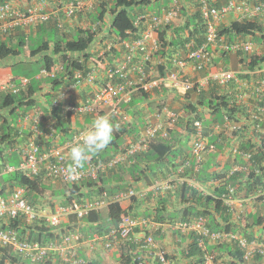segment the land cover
I'll return each instance as SVG.
<instances>
[{"label": "built area", "instance_id": "built-area-1", "mask_svg": "<svg viewBox=\"0 0 264 264\" xmlns=\"http://www.w3.org/2000/svg\"><path fill=\"white\" fill-rule=\"evenodd\" d=\"M99 0H70L59 4L57 0H37L26 8H19L10 1L0 3V38L15 31L18 28L35 26L38 23L48 20L51 16L58 18V13L62 12L63 18L69 20L78 12L90 10ZM201 17L204 20L205 32L204 42L197 48H191L190 43L186 44V50L172 55V67L164 69L163 73L154 70L150 66L145 70L146 62L152 60L154 53L159 49L158 28L161 24L175 23L180 14V0H171L169 4L161 10L160 14L155 12H145L138 14L134 21V27L139 29L136 37L131 40L117 39L124 50L120 62L115 67H108L103 74L101 84H96V68L92 67L90 71L84 72L83 69H76L73 72L74 84L59 91L56 104L65 100L69 90L76 84L87 82L93 86L92 92L87 96L86 103L83 105L68 104L66 108L73 113L95 112L96 109H102L106 112L115 125H123L129 117L122 111V104L128 103L132 91L138 84L144 91H150L151 88L163 86L170 88L180 96L190 91L194 86L198 89L206 88L211 84L225 87L228 83H240L249 87V92L244 94L245 100L253 107L250 108L248 123H250L251 137L256 140L258 145L264 148V105L256 104L264 99V67L252 70L250 80L242 79L240 74L232 69L222 66L210 70L213 51L218 47L224 52L230 53H251L258 45L252 40H226L224 36H219L216 30V24L222 17L231 13L240 14L241 18L264 15V0H227L221 6L211 5L208 0H198ZM56 6V8H55ZM59 6V7H57ZM131 37V33H128ZM115 44L111 41L106 42V50L110 51ZM102 53V52H101ZM100 53V54H101ZM137 58L134 60V58ZM164 58L156 57L153 61L155 65H163ZM92 65H88L90 68ZM63 67L56 65L51 70L42 68L41 76H53L62 70ZM137 74L135 80L130 78L129 73ZM197 73H200L197 75ZM257 77V78H253ZM28 79L21 78L20 84L27 85ZM231 83V84H233ZM10 91H17L19 88L10 85L7 86ZM6 87V88H7ZM4 88V87H3ZM247 90V89H246ZM102 116V115H98ZM97 116V117H98ZM146 124L141 130V134L133 141H129L123 151H119L105 161L87 162L79 170V176L75 180H69L67 176V166L71 161H67L62 148L51 147L42 149L40 138L44 131L40 128L42 122L39 113L35 111L28 112L20 120L29 122V134L23 146L20 149V163L17 166L1 165V172L18 171L25 176L32 178L40 172L51 179H59L64 183H80L83 180H96L100 172L115 167L128 160L132 155L144 150L150 140L155 138H166L171 129L176 126L178 114L163 107L155 111L148 117ZM47 128L49 124L43 123ZM195 126L194 138L191 145V155L196 165L201 162L203 154L215 150L214 143L209 142L204 134L202 124L199 120L193 122ZM240 123L225 122L223 125H215L214 130H220L228 127L240 130ZM90 128L79 130L73 137L65 143V148L71 147L80 142L84 132ZM1 133V132H0ZM233 155H240L243 164H232L225 173L224 180H229L236 172H248L253 161V152L250 150H241L239 143L230 147ZM196 169V167H194ZM157 186L155 185L154 188ZM170 187L166 185L165 188ZM138 192L133 189L119 191L112 196L103 192L86 201H72L68 205H59L52 211H46L43 207L36 208L26 196V187L15 185L8 194H0V221L7 219L20 218L26 224L34 221H43L45 225L52 229L59 227L62 222L68 221L71 216L80 220L90 211H98L107 206L109 202L118 201L123 204ZM249 198H240L234 186L226 185L225 191L221 194V200L235 213V208L251 200L258 203H264V185L256 187ZM1 222V223H2ZM164 226L178 233L188 235L192 233L196 236L197 246L203 253V264H228L223 257H218L214 253L206 250V245L231 242L241 252V260L237 263L245 262L257 258V264H264V233L248 240L245 236L230 232H211L206 225V218L197 216L188 218L175 223H160L153 220L152 217H133L125 215L117 225L112 226L108 232L103 235L93 234L86 239L89 250L93 251L95 244L101 243L103 248L111 250L123 246L126 242L135 244L137 247L133 251L137 264H173L168 248L160 244L154 237L153 232L165 230ZM139 231L136 232L135 229ZM84 241L85 238L76 233L75 230L67 228L63 233L55 238L40 243L38 241H28L20 239L15 230H0V247L8 248L16 256L28 262V264H44L45 261L52 258V264H87V260L77 255L76 240ZM177 240V238H176ZM234 259V258H233ZM58 260L59 263H56ZM232 260V259H231Z\"/></svg>", "mask_w": 264, "mask_h": 264}, {"label": "trees", "instance_id": "trees-1", "mask_svg": "<svg viewBox=\"0 0 264 264\" xmlns=\"http://www.w3.org/2000/svg\"><path fill=\"white\" fill-rule=\"evenodd\" d=\"M4 1L9 0H0V3ZM57 1L61 4L68 0ZM158 1L153 0L155 3L154 7H158ZM149 2L150 0H111V3L108 4V2L102 1L96 11L90 14L89 19L92 23H102L104 16L109 15V35L114 34L121 39H125L129 37L128 33H131L130 36L135 38L136 33L139 31L134 27V21L137 15L143 12L146 6L150 4ZM181 15V21L177 25H160L158 31L160 45L153 56L155 58H164V64L156 66L160 73H163L164 69L172 67V55L185 51L187 43H190L191 48H197L204 42L205 26L199 12L198 3L195 4L193 10L182 7ZM63 19V15L58 13V18L51 16L48 20L36 24L34 26L36 28V35L21 31L13 37L9 35L0 38V61L21 56L27 60L36 58L34 60L36 71L33 75L35 78L42 68L50 70L56 64L62 65L68 76L58 74L47 78L50 88L54 91H57L62 84L67 85L71 82L74 70L84 69L88 71V68L86 69L87 63L94 64L97 68H104L102 59L96 55L95 51L90 50L91 44L97 36L98 31L101 30V27L99 26V30L97 31V29H93L92 27L81 28L79 24H75L73 29H70L69 24L63 21ZM218 33L219 35L225 34L242 37L252 35L257 42H264V26L262 27L255 19L232 21L228 27L218 29ZM39 35L41 36L40 41L38 40ZM70 54H76L77 57L72 59V56H69ZM242 64L243 68L247 71L259 68L264 64V51L246 56L242 60ZM14 66L17 67L18 63L0 66V78L9 76L11 82L18 83L19 78L26 77L15 74L11 69ZM214 69L215 66L210 68V70ZM240 76L247 78V75ZM28 79L29 84L26 88L20 89L15 93H0V142L5 141L12 130L7 117L2 115L3 110L8 111L10 116L16 118L19 112L25 113L30 107L37 105L34 96L39 92V79L36 78V83L32 82L31 77ZM231 83H228L226 86L227 88L232 87V91L222 90L216 84L210 85L207 89H198L194 86L185 95L186 101L183 105L185 116L178 118L176 122L177 126L187 134H191L195 132V126L193 125L195 120L201 122L203 130L206 127L222 124L223 121L240 123V130L233 129L232 134L234 136L240 134V137L243 139V136L250 132L246 128H250L248 120L250 119V108L253 107V104L249 105L247 104L249 101L235 99L232 93L236 92V90ZM148 96L147 93L139 90L132 95L131 105H135L140 100L147 99ZM193 96L196 97V100H193ZM256 104L264 105V99H261ZM41 110L44 113L43 120L50 126L47 128L44 124L40 125L46 134V144H52L56 140H69L73 137L72 116L69 110H65L59 105H52V103L48 104V108ZM205 113L208 114L207 117L204 116ZM122 129L121 133H127L130 136L138 134L134 124L130 127L124 126ZM244 132L246 133L242 134ZM171 133L173 134L171 131L170 135L166 138H156L150 141L146 151L137 154L131 165L127 167L119 166V169L116 170L109 169L105 172H100L96 180L87 179L80 183H68V194L64 197L61 204L68 205L74 200L86 201L100 196L103 192L108 196H112L119 191L126 190L130 186L135 188L137 183L147 173L155 174L159 172V174L167 175L170 172H176L179 163H181V160H179L181 151L176 148L179 139ZM48 139L51 140L47 141ZM122 145L121 134H116L106 149L91 156L88 161L95 163L103 161L109 157L110 152H115ZM239 148L241 150H250L254 153L252 165L248 173H236L229 180L218 181V184L212 188L209 194H202L201 192L192 190L191 195L184 199V204L170 212L167 211L166 207L168 199L162 198V195L158 196L156 200L154 198V207L151 211L155 216V220L158 222H164L166 219L176 221L204 215L207 217V226L210 231L240 232L249 239L253 237L250 230H248L253 223L258 224L264 230V217L262 215L253 213L249 216L240 215L236 219L220 200V195L224 192L226 185L234 186L237 191L242 190L241 193L244 194V197L251 194L256 187L264 185V148L251 143V138L243 139L239 144ZM2 152L0 149V157L2 156ZM212 163L209 162L202 165L196 177L199 181L206 182L212 180V175L215 174L212 173L211 175L208 173L209 166ZM141 164H144V166H141ZM10 174L12 176L8 184L10 186H25L28 201L34 207L40 205V198L48 193L47 188L50 189L48 178L43 172L32 178L18 171L10 172ZM3 190L4 187H0L1 195H3ZM132 200L136 201L138 198L133 196ZM125 215L136 216L138 214L133 212V206L122 208L118 201H112L107 204L106 209L90 211L77 221L84 225L82 229L84 235H103L112 226L117 225ZM1 229H13L17 232L20 239L38 241L40 243H45L64 232L63 228L58 233L55 232L52 228L45 225L43 221L38 220L31 224H26L20 218L3 221L0 224ZM261 229L260 231L262 232ZM135 230L136 232L139 231L137 228ZM155 237H160L159 231L155 233ZM191 238V242L181 252L183 264H203V253L197 246L195 239ZM122 247H126L127 251L121 250L118 264H137V260L133 255V251L137 246L126 242ZM207 251L215 253L217 258L223 257V260L228 264H236L237 260H241V253L238 250H233L228 242L207 245ZM51 260L52 258L48 259L44 264H52ZM56 263H59L58 260H56ZM0 264H28V262L16 256L10 249L0 247ZM87 264H99V261L88 260Z\"/></svg>", "mask_w": 264, "mask_h": 264}, {"label": "clouds", "instance_id": "clouds-1", "mask_svg": "<svg viewBox=\"0 0 264 264\" xmlns=\"http://www.w3.org/2000/svg\"><path fill=\"white\" fill-rule=\"evenodd\" d=\"M68 1H70V0H68ZM102 1H106V0H99L98 2H96L95 4H94V6H93V8L92 9H90V10H85V11H83V12H78L79 14H83V13H85V12H90V13H94L95 11H96V9H97V7H98V5L100 4V2H102ZM171 0H169L168 1V3H159L158 2V7H153V8H149V6L150 5H153L154 6V2H153V0H150V4H148L147 6H146V8L143 10V12H141V13H139V14H142V13H145V12H155L156 14H160L161 13V10L163 9V8H165L168 4H169V2H170ZM190 2H191V4H192V9L191 10H193L194 8H195V4L196 3H198V7H199V1L198 0H189ZM227 1V0H226ZM65 2H67V1H65ZM106 2H108V4H110L111 3V0H107ZM208 2L211 4V5H214V6H221V5H217L216 3H212L210 0H208ZM251 2V1H250ZM226 3V2H225ZM180 4H181V7H180V14H179V18H178V20L175 22V23H169V25H177L180 21H181V18H182V15H181V8L182 7H185L184 5H183V3H182V0H180ZM224 4V3H223ZM222 4V5H223ZM109 6V5H108ZM186 8V7H185ZM199 12H200V10H199ZM61 14H62V12H60ZM77 13V14H78ZM76 14V15H77ZM234 13H231V14H229V15H226V16H224V17H222L221 18V20L220 21H218L217 22V24H216V30H217V34L219 35V33H218V29H220L219 27H217V25L219 24V23H221V22H223V19L225 18V17H227V16H230L231 17V15H233ZM63 15V14H62ZM75 15V16H76ZM201 15V14H200ZM74 16V17H75ZM264 17V15H258V16H253V17H245V18H241V16H240V14H234V16L232 17V21H242V20H245V19H255V20H257L258 21V23L260 22L259 21V19L261 18V17ZM89 17H90V14H89ZM237 18V20H235ZM70 19H72V18H70ZM110 19V16L109 15H106V16H104V19H103V21H102V23H92L91 21H90V23L86 26V27H92L93 29H97V31L99 30V26L101 27V30L100 31H98V34H97V36L95 37V39L93 40V42H95L96 40H98V39H100V42L102 43V46L98 49V50H93V51H95V53H96V55L97 56H99L101 59H102V61H103V64H104V68H97L94 64H91V63H87V66H86V69L88 68V71H90V69L92 68V67H94V68H96V74H97V76H96V80L94 81V83H96L97 85L98 84H101L102 83V81H103V74H104V71H105V69H107L108 67H115L120 61V59H121V56H122V54H123V52H124V50L122 49V47H121V45L118 43V41H116L117 39H121L120 37H118V36H115L114 34H108V29H106V32L104 33L103 32V23H104V21H108ZM262 19V18H261ZM90 20V19H89ZM64 21L66 22L67 20H65L64 19ZM69 21H71V20H69ZM232 21H229L227 24H225V27H228L229 26V24L232 22ZM109 24H110V20H109ZM108 24V25H109ZM260 24V23H259ZM161 25H166V24H161ZM261 25V24H260ZM30 27H33V26H30ZM30 27H27V28H30ZM86 27H83V28H86ZM263 27V26H262ZM22 28H24V27H22ZM21 28V29H22ZM26 28V29H27ZM159 28H160V26H159ZM159 28H158V31H159ZM221 28H223V27H221ZM19 29L20 28H18V29H16L15 31H13V36H15L16 35V33L19 31ZM137 31H139V29H136ZM12 33V32H11ZM11 33H9V34H7L6 36H9ZM139 33V32H138ZM219 36H224L225 38H226V40H229V41H236V40H242V39H232V37H242V36H233V35H225V34H223V35H219ZM249 36V37H248ZM4 37V36H3ZM245 37H248L247 39H244V40H252L255 44H257L258 45V47L253 51V52H251V53H243V52H237V53H241V54H243V55H246V56H250V55H252L253 53H255V52H259V51H264V42L263 41H261V42H257L254 38H253V36L252 35H247V36H245ZM243 38V37H242ZM125 39H127V40H131L132 39V37L130 38V37H128V38H125ZM124 40V39H123ZM107 41H111L113 44H115V47H113L110 51H107L106 50V42ZM256 41V42H255ZM158 42H159V35H158ZM260 44V45H259ZM96 45V44H95ZM159 45H160V42H159ZM91 46H92V44H91ZM91 48V47H90ZM212 51H213V54H214V52H217V55H218V53L219 54H222L223 55V57L224 58H226V57H228L229 56V54H236V53H230V52H224V51H222V50H220L218 47H215L214 49H212ZM102 52V53H101ZM101 53V54H100ZM69 56H72V59H74V58H76L77 57V55L76 54H70ZM154 56V55H153ZM246 56H242V60L246 57ZM38 57V56H37ZM213 58V57H212ZM9 59H12V58H8V60ZM137 58L135 57L134 58V60H136ZM154 59H155V57H152V60L151 61H149V62H146V65H145V70L146 71H148L149 70V68H150V66H152L153 67V69L154 70H158L157 69V65H155L154 63H153V61H154ZM32 60H36V58L35 59H32ZM242 60L241 61H239V64H241L242 65V67H243V64H242ZM0 62H3V60L2 61H0ZM164 63V62H163ZM222 63H223V61H222ZM13 64H16V63H14V62H11L9 65H13ZM92 65L90 68L88 67V65ZM225 65H227L228 64V62L227 63H224ZM56 65H60V64H56ZM55 65V66H56ZM54 66V67H55ZM60 66H62V65H60ZM63 67V66H62ZM211 67H213V66H210V68ZM216 67H218V66H216ZM215 67V68H216ZM223 68H227V67H224V66H222ZM264 67V64L263 65H261L259 68H257V69H261V68H263ZM53 69V68H52ZM228 69H231V67L230 68H228ZM51 70V69H50ZM79 70H82V69H79ZM232 70H234V71H237V72H243V71H245V73H242V74H240V75H250V73L249 72H251V71H247L245 68H243V69H241L240 71L239 70H235V69H232ZM256 70V69H255ZM75 71V70H74ZM73 71V72H74ZM83 71L84 72H86L84 69H83ZM158 72H159V70H158ZM164 72V71H163ZM58 74H60V75H66V76H68L67 74H66V71L64 70V69H62V70H60L58 73H56V74H54L53 76H55V75H58ZM130 74V78L131 79H133V80H135L136 78H137V74H135V73H129ZM252 75V74H251ZM53 76H49L50 78L51 77H53ZM49 77H46V76H41L40 75V72L36 75V78H38L39 79V89H41V90H43L44 89V86L42 85V86H40V84L41 83H43V82H46L47 84H48V79L47 78H49ZM21 78H26V77H21ZM21 78H19V80H18V83H13V82H11L10 81V77L8 78L7 76H4V77H2V78H0V79H3V81H1V83H0V92H2V91H5V92H12V93H15V92H18L20 89H24V88H26L27 86H28V84H29V79L28 78H26V79H28V83H27V85H24V86H22L21 84H20V79ZM240 78H242V79H247V80H250L249 78H243V77H241L240 76ZM14 85V86H16V87H18L19 89L17 90V91H15V92H13V91H10L9 90V88L7 87V86H10V85ZM72 84H74V79H73V74H72V79H71V82H69L67 85H63L62 84V86H60V88L57 90V91H54V90H52L51 89V91H53V93H52V100H51V102L50 103H52V105H59V106H62L65 110H68L67 108H66V106L68 105V104H72V105H83V104H85L86 103V99H87V96L92 92V90L94 89L93 88V86L91 85V84H89V83H87V82H81L80 84H76L74 87H73V89H71V90H69V93H68V96H67V98L65 99V100H62V101H60L59 103H57L56 104V99H57V97H58V94H59V91H61L63 88H65V87H69V86H72ZM211 85H215V84H211ZM233 85H234V83H233ZM47 86H49V84L47 85ZM210 86V85H209ZM209 86H207L206 88H202V89H207ZM218 86V85H217ZM4 87V88H3ZM7 87V88H6ZM134 87H136V89L134 90V91H132V93H131V95H130V100H129V102L128 103H124V104H122L121 106V108H122V111L124 112V114L125 115H127L128 117H129V119L123 124V125H121V126H119L118 127V125H115L114 123H113V121L109 118V116L108 115H103L105 112H106V109L105 110H102V109H96V111L95 112H84V113H73V112H71L70 110V112H71V116H72V124L71 125H73L74 124V121H75V119L76 118H79V117H85L86 115H89L90 116V118L92 119V121L89 123V124H87V125H85L84 127H82V128H80V129H76L75 130V132H74V134L75 133H77L79 130H81V129H83V128H86L88 125H90V128L86 131V132H84L83 134H82V136H81V138H80V142L79 143H77V144H75V145H73L72 147H71V149H70V153H69V158H70V161H71V163L67 166V176H68V179L69 180H75L78 176H79V170L80 169H82L84 166H85V164H86V162L90 159V157L91 156H94V155H96V154H98V153H100V152H102L104 149H106L109 145H110V143L112 142V139H113V136L114 135H116V134H121V138H122V146H120V147H118L117 148V150L115 151V152H113V154H111L107 159H109L112 155H114L115 153H117V152H119V151H123L126 147H127V144H128V142L129 141H133V140H135L136 138H138L139 136H140V134H141V130H142V128L144 127V125L146 124V121H147V119H149L148 117H150L151 116V114H153L155 111H159V110H161L163 107H167V106H169L168 104H167V101L165 102V100H166V96H173L174 98H176V97H178L179 99H182L183 100V102L185 103V101H186V99H185V95L189 92H187V93H185L184 95H182V96H180L179 94H177V93H175L173 90H171L170 88H167V87H163V86H157V87H153V88H151L150 89V91H144V90H142L141 88H140V86L138 85V84H135L134 85ZM220 87V86H219ZM80 88H82L83 90H84V94L83 95H80V92H77V90L78 89H80ZM220 88H223L222 90H226V89H231L232 87H230V88H227V86H225V87H220ZM154 89H160V92H159V97H161L160 98V102H159V104H156V107H155V109L154 110H152L151 109V107H152V103H150V102H152V100L154 99V93H153V90ZM163 89H167V90H169L168 91V94L167 95H164V96H161V94H162V90ZM139 90H141V91H143V92H145V93H147L149 96L147 97V99H145V100H140L138 103H136L135 105H131V97H132V95L133 94H135L136 92H138ZM191 91V90H190ZM172 93V94H171ZM71 97H73V99H71ZM157 96H155V98H156ZM152 98V99H151ZM172 98V97H171ZM193 99H195L196 100V97L195 96H193ZM71 101V102H70ZM143 103H145L143 106H142V108H141V106L139 107V105L140 104H143ZM184 103H183V105H184ZM37 104V103H36ZM150 104V105H149ZM149 105V106H148ZM159 105H162V108L161 109H159L160 108V106ZM47 108H48V105H47ZM168 108V107H167ZM43 109H46V108H43ZM169 109V108H168ZM31 111H35V112H37V113H39V115H40V117H41V120H42V122L40 123V125L41 124H43V123H46L44 120H43V116H44V113H43V110H41L40 108H38L37 107V105H34V106H32V107H30V109H28V110H26L25 111V113H21V112H19V114H20V116H19V120L25 115V114H27L28 112H31ZM183 111H184V109H183ZM144 114V115H143ZM178 114V118H180L181 116H180V113H177ZM205 114H207V113H205ZM98 115H102V116H98ZM98 116V117H97ZM207 116H208V114H207ZM146 117H147V119H146ZM182 117H184V116H182ZM178 118H177V120H178ZM143 119V120H142ZM21 121V120H20ZM23 121V120H22ZM131 121V123H129ZM27 122V125H28V129H29V122L28 121H26ZM139 122H141V124H138ZM225 122L226 121H223V123L222 124H216V125H223V124H225ZM132 124H134L135 126H136V129H137V131H138V134L135 136V135H132V136H130V135H128L127 133H121V130H123L122 128L125 126V127H130ZM39 125V126H40ZM141 127L140 129L138 128V127ZM176 127H178L177 126V124H176V126H175V128ZM214 127H215V125L213 126V127H208V128H210L211 129V131H215V132H221V131H226V130H229L228 129V127H226V128H224V129H220V130H214ZM40 128H41V126H40ZM203 128V127H202ZM42 129V128H41ZM43 130V129H42ZM173 129H171V131H172ZM44 131V130H43ZM170 131V132H171ZM182 131H184V130H182ZM185 132V131H184ZM232 132V131H231ZM113 133H114V135H113ZM29 134V133H28ZM28 134H27V136H28ZM203 134H204V136H205V138H206V132H205V128H204V130H203ZM126 135L129 137V140H126L127 139V137H126ZM169 135H170V133H169ZM189 135H192L193 136V138H194V133H191V134H189ZM48 137H50V136H48ZM123 137L124 138H126L124 141H123ZM72 138V137H71ZM156 139V138H155ZM207 139V138H206ZM252 140H251V143H254V144H256V145H258V143L256 142V140L255 139H253V138H251ZM46 134H45V131H44V135L40 138V143H41V146H42V143L43 144H45L46 146L45 147H42V149H46V148H51V147H60V148H62V151H63V154H64V150L65 149H69V148H65V143L66 142H68L69 140H65V141H55V142H53L52 144H46ZM49 140H51V139H48L47 141H49ZM152 140H154V139H152ZM152 140H150V141H152ZM209 142H211V143H214L215 144V146H216V149L215 150H211V151H208V152H206V153H204L203 154V157H202V160H201V162L200 163H198L197 165H196V163H195V160H194V158L192 157V155H191V145H192V142H193V140H192V142H191V144H190V154H189V156H188V158L186 157V160H182L183 162L182 163H180L182 166L181 167H177V170H176V172H170V173H176V176L174 177L175 178V180H176V182H175V180H170V179H168V178H165V176L167 177V175H169V174H159V176L161 177V179H157L155 176L153 177V178H151V180L150 181H148L146 184H144V185H139L138 183H137V185H136V187L135 188H132L131 186L130 187H128V188H126V189H133L134 191H136V192H138V194L137 195H135V197H137V198H144L145 197V199L146 198H148V197H146L147 195V193L149 192V191H154L155 193H158L159 191H162V190H164V191H170V190H173V191H176L177 189H178V184L180 183V185H181V188L182 189H186V191H187V196H184V198L182 199V200H175V201H173V202H170V206H166L167 207V211L168 212H170V211H172L173 209H176V208H178V207H180L181 205H183L184 204V199H186V197H189L190 195H191V191L192 190H194V191H197V192H201L202 194H209L210 192H211V190H212V188L215 186V185H217L218 184V181H223L224 180V176H225V173L230 169V167H231V165L232 164H243V159L240 157V155H234V157H233V161H232V163H231V165L230 166H228V167H226V168H228V169H226V168H224V169H220L219 171H215V169H211L210 170V166H209V171H208V173L209 174H211L212 175V173H214L215 175H212L213 176V178H212V180H208V181H206V182H201V181H199L196 177H197V174L199 173V170H200V168L202 167V165L204 164V158H205V156L206 155H208L209 153H211V152H213V151H218V147H217V145H216V141L215 140H209V139H207ZM43 141V142H42ZM149 141V142H150ZM149 142H148V144H149ZM56 143H59L58 144V146H56L55 144ZM64 143V144H63ZM63 144V145H62ZM148 144H147V147H148ZM239 144H240V142H239ZM147 147L144 149V150H142V151H140V152H138V153H136V154H134V155H132L131 157H129L128 158V160L127 161H125V162H123V163H120V164H118L117 166H115V167H112V168H109V169H112V170H116V169H118V167L119 166H129V165H131V163L134 161V159H135V156L137 155V154H139V153H141V152H143V151H146V149H147ZM253 152V151H252ZM231 153V152H230ZM253 155H254V153H253ZM237 157H240L241 159H242V162L241 163H236V161H235V159L237 158ZM107 159H105V160H107ZM105 160H103V161H105ZM89 162V161H88ZM91 162H93V161H91ZM194 167H196V169H194ZM251 167V166H250ZM186 168H188L189 169V171L187 172V169ZM109 169H107V170H109ZM107 170H105V171H107ZM250 170V169H249ZM105 171H103V172H105ZM249 172V171H248ZM248 172H236V173H248ZM235 173V174H236ZM146 176V175H145ZM48 178V177H47ZM143 178V177H142ZM51 179V178H50ZM48 181H49V178H48ZM131 183H132V181H130ZM208 183V184H207ZM68 183H66V186L68 187V185H67ZM170 185V187H168V188H165L166 187V185ZM155 185L157 186L156 188H154L155 187ZM207 185H210V187H208ZM149 187V188H148ZM184 187V188H183ZM225 191V190H224ZM242 192V190H240V191H237V195L240 197V198H249L251 195L249 194L248 196H245L244 197V194H242L241 193ZM223 193V192H222ZM159 194H161V193H159ZM133 197V196H132ZM132 197L129 199L130 201L132 200ZM128 200V201H129ZM220 200H221V195H220ZM222 201V200H221ZM125 202H127V201H125ZM125 202L123 203V204H120L121 205V207L122 208H126L125 207ZM154 202V201H153ZM120 203V202H119ZM222 203H223V201H222ZM224 204V203H223ZM247 204H251V205H255V208L257 207V205H260V206H263L264 207V203H258L256 200H249V201H246V202H244L241 206H240V208L238 207V208H235V213H233V212H231L230 211V209L228 208V210L232 213V215H233V217L234 218H239V216L240 215H242V216H249V215H252L253 213H255V214H259V215H262L263 217H264V213H261L260 211L259 212H257V211H247L248 213H246L245 212V205H247ZM153 207L154 206H152V209H153ZM103 209H106V207H104V208H102V210ZM131 216V215H130ZM197 216H203V217H205L206 218V225H207V217L206 216H204V215H197ZM197 216H193V217H188V218H194V217H197ZM133 217H152L153 218V220H155V216H154V214H153V212L152 211H150L149 213H146L145 214V216H138V215H136V216H133ZM188 218H186V219H188ZM69 220H74V223H75V221H77L78 219H75L73 216H71V218L69 219ZM68 220V221H69ZM182 220H185V219H181V220H176V221H170V220H168V219H166L164 222H160V223H163V224H166V223H175V222H178V221H182ZM156 221V220H155ZM156 222H158V221H156ZM63 223V222H62ZM77 223H78V221H77ZM75 225H77V224H74V227H75ZM74 227H72V228H70V227H68L69 229H72V230H74L73 228ZM208 227V226H207ZM164 228H165V230H170L171 232H169V236H171V235H173L174 236V238H177L180 242H181V239L184 237L185 239H184V241H185V243L184 244H182L183 242H181L178 246H180V248H179V255H177V256H175V255H172V254H169L168 255V257L169 258H171V260L173 261V264H176V263H174V260H175V258L174 257H178V260H180V262H181V264H183V258H181V252H182V250L186 247V245L189 243V242H191V237H193V239H195V241H196V236L195 235H193L192 233H190V234H188V235H183V234H180V233H178L176 230H171L170 228H168V227H166V226H164ZM60 229H61V225L59 226V227H57L56 229H53L55 232H57L58 233V231H60ZM260 227H259V225L258 224H255V223H253L252 225H251V227H250V229H248V230H250V232L252 233V235H253V237H252V239H254L255 237H257V236H260L261 234H263L264 233V230H262V232L260 231ZM66 230V229H65ZM64 230V231H65ZM165 230L163 231V232H160L159 231V234H160V237H161V235H163L164 233H165ZM156 232H158V231H155V232H153V235H154V237H155V233ZM212 232V231H211ZM213 232H219V231H213ZM223 232V231H222ZM231 233V232H230ZM235 233H238V234H240V235H243V236H245L243 233H240V232H235ZM84 237V236H83ZM90 237V236H89ZM89 237H86V238H89ZM160 237H155L156 239H161ZM248 240H252V239H249L247 236H245ZM85 238V237H84ZM225 243V242H224ZM230 245H231V247L233 248V250H238L236 247H235V245L233 244V243H231V242H228ZM182 244V245H181ZM197 244V243H196ZM217 244H219V243H217ZM207 245H209V244H207ZM207 245H206V250H207ZM214 245H216V244H214ZM166 246V245H165ZM89 248V247H88ZM119 249H120V253H121V250L122 251H127L126 250V247L124 248V247H122V246H120L119 247ZM200 249V248H199ZM201 251V250H200ZM239 252H240V250H238ZM202 252V251H201ZM120 253H119V255H120ZM169 253H170V251H169ZM241 253V252H240ZM215 254V253H214ZM78 255V254H77ZM119 255L117 256V259L115 260V263L114 264H118V257H119ZM241 255V254H240ZM79 256V255H78ZM203 256V255H202ZM87 260V259H86ZM88 261V260H87ZM249 261H253L254 262V264H257V258L255 257V258H253V259H250V260H248V261H245V262H240V263H236V264H244V263H247V262H249ZM153 263L154 264H156V262H155V260H153Z\"/></svg>", "mask_w": 264, "mask_h": 264}, {"label": "crops", "instance_id": "crops-1", "mask_svg": "<svg viewBox=\"0 0 264 264\" xmlns=\"http://www.w3.org/2000/svg\"><path fill=\"white\" fill-rule=\"evenodd\" d=\"M10 2H12L14 5H16L17 7L19 8H26L27 6L35 3L37 0H9ZM233 15H231V17H233ZM110 20V19H109ZM109 20L107 21H104L103 23V32L105 33L106 32V29H108V24H109ZM237 20V18L235 19ZM262 20L261 18L259 19V21ZM68 24H69V27L70 29H73V27L75 26V24H79L80 25V22L77 23L76 21H69L67 20L66 21ZM21 31H24L25 33H32L34 35H36V28L35 27H30V28H27V29H24V28H20L18 32H21ZM17 32V33H18ZM249 37V36H248ZM248 37H232V39H247ZM1 40V39H0ZM96 44V45H95ZM102 46V43L100 42V39L96 40L95 42L92 43V46L90 48V50H98L100 47ZM218 55L216 54V57H215V61L218 60L217 59ZM22 58V57H21ZM23 59V58H22ZM22 59L20 60V62H22ZM24 60V59H23ZM228 59L227 58H223L222 61L223 63H227ZM17 61V60H16ZM31 61H34V60H29V62ZM11 61H9L8 59H5L3 60V62H0V66H6V65H9ZM18 63V62H17ZM23 63V62H22ZM238 66L240 67V64H238ZM237 70V69H236ZM200 73H197V75H199ZM9 78V76H7ZM247 78L251 79L252 76L251 75H247ZM253 78H257V77H253ZM1 81H3V79H0V83ZM44 86V89L41 90L39 89V92L36 93V95L34 96V99L37 103V107L40 108V109H43V108H47V105L51 102L52 100V93L53 91H51V88L50 86H47L48 84L46 82H43L40 84V86ZM234 88L236 90V92H233L232 93V96H234L235 99L237 100H245V96L244 94L246 92H249V87H247L246 85H242L240 83H234ZM223 89V88H221ZM247 89V90H246ZM168 91L167 89H163L162 90V94L161 96H164V95H167L168 94ZM225 91H232V89H226ZM77 92H80V95H83L84 94V90L82 88L78 89ZM152 99V98H151ZM195 100V99H193ZM183 101V100H182ZM246 101V100H245ZM145 103L143 104H140L139 107L144 105ZM181 106L180 103H177V106ZM2 115H5L7 117V121L9 123V125H11V131L9 133V137L3 141V142H0V149L2 151H4V154H5V151H9L8 153H11L12 150H15L17 152V155H18V164L20 163V149L21 147L23 146L25 140H26V137H27V134L29 133V129H28V125H27V122L26 121H20L19 120V116L20 114H18V116L15 118V121L11 120V117L9 114H8V111H3L2 112ZM205 117H207V114L204 115ZM143 120V119H142ZM92 121V119L90 118L89 115H86L84 118L82 117H79V118H76L75 121H74V124L72 125V130L75 132L76 129H80L82 127H84L85 125L89 124L90 122ZM138 124H141V122H139ZM139 129L141 128L140 126L138 127ZM249 128H246V130H248ZM250 131V129H249ZM73 132V133H74ZM173 132V136L174 137H177L179 139V142H177L176 144V148L181 151L180 153V156H179V160H181V163L183 162L182 160H186V157L188 158L189 154H190V144L193 140V136L192 135H189L187 134L186 132L182 131L179 127H176L172 130ZM205 132H206V138L209 139V140H215L216 141V145L218 147V151H213L211 153H209L208 155L205 156L204 158V164H208L209 162H213L212 165L210 166V170L211 169H215V171H219L220 169H224L228 166L231 165L232 161L234 160L233 157L234 155L232 153H230V147L243 141V139H250L252 138L251 137V131L249 133H242V134H245L243 136V139L242 137H240V134H238L237 136H234L232 134V132L230 130H226V131H221V132H215V131H211L210 128L206 127L205 128ZM241 134V135H242ZM114 135V133H113ZM115 136V135H114ZM188 137L190 138L189 140V150L186 151L184 148H182L180 146V141H181V138L182 137ZM70 137V136H69ZM127 139L123 137V141L126 139V140H129V137L126 135ZM252 140V139H251ZM11 141V142H10ZM65 141V140H64ZM43 142V141H42ZM59 143H56L55 145L58 146ZM64 144V143H63ZM62 144V145H63ZM46 145L42 143V147H45ZM220 149V150H219ZM69 153H70V149H65L64 150V155L67 159V161H70V158H69ZM113 154L112 152L109 153V156ZM188 155V156H187ZM236 163H241L242 162V159L240 157H237L235 159ZM88 162V161H87ZM86 162V164H87ZM17 164V165H18ZM85 164V165H86ZM3 165H10V166H17L15 164H10L9 161H8V158L7 157H2L0 158V166ZM141 166H144V164H141ZM182 165L179 163L178 167H181ZM124 167H127V166H124ZM119 169V168H118ZM187 169V172L189 171L188 168ZM115 170V169H114ZM147 175L150 177L149 179L151 180V178H153L154 176L157 178V179H161V177L159 176V172L158 173H150ZM144 176L143 178H141V181L138 182L139 185H144V181H146V183L148 181H150L148 179V176ZM176 176V173H170L169 175H167V177L165 176V178H168L170 180H175V177ZM53 181H48V185H49V188H47L48 191L52 192L53 194H55V196L57 198L53 199V201L51 202H47V198L48 197H45V195L40 198V205H36V207H43V202L47 204H49V207L52 208L53 210L58 207L59 205H62L61 202L62 200L64 199V197H61V196H66L68 194V187L65 185L63 187H59V186H54L53 184H51ZM176 182V180H175ZM208 184V183H207ZM178 189L176 191H173V190H170V191H159L158 193H155L154 191H149L146 195V198H138V200L136 201H133V200H129L127 202H125V207H129V206H133V212H136L138 214V216H145V211H147L146 213H149L151 210H152V206H154V202L155 200L158 198V196H161L162 195V198H166L168 199L167 200V206H170V202H173L175 200H182L184 198V196H187V191L186 189H182L181 188V185L180 183L178 184ZM208 187H210V185H207ZM4 190L2 192L3 195H6L8 194V192L10 191V189L13 187V186H10L8 183H5L4 184ZM149 188V187H148ZM85 191H87L85 189ZM161 193V194H159ZM48 194V193H47ZM58 197H61L58 199ZM51 199L54 198V196H51L50 197ZM155 198V200H154ZM154 200V202H153ZM46 201V202H45ZM60 203V204H59ZM54 206V207H53ZM258 207V206H257ZM44 209H46V211H48L49 209L47 207H43ZM259 212V211H258ZM262 213V211H261ZM2 221H0V224H1ZM74 222L72 220H69V221H64L62 224H61V228H63L64 230L67 229L68 227L72 228L74 227ZM84 228V225L82 223H77V225H75V227L73 228L76 233L78 235H80V238L82 236L85 237V240L84 241H79V239L76 240L77 243H74V245L76 246V251H77V254L79 255V257H82L84 259H87V260H98L99 261V264H104L105 262H107L108 264H114L115 263V260L117 259V256L119 255L120 253V249L119 247L118 248H112L111 250H106L103 248L102 244L101 243H96L95 244V248L93 251L89 250L88 248V244H87V241L86 237H89V235H84L82 232V229ZM169 232H171L170 230H165V233L163 235H161V239H157L158 242H160V244H164L166 245V247L168 248L167 250H170V254L172 255H179V248L180 246H178L181 242L184 241V237L181 239V242L176 238H174L173 235L169 236ZM185 241L182 243L184 244ZM181 244V245H182ZM175 260H174V263L176 264H181L180 260H178V257H174ZM111 259V260H110Z\"/></svg>", "mask_w": 264, "mask_h": 264}, {"label": "rangeland", "instance_id": "rangeland-1", "mask_svg": "<svg viewBox=\"0 0 264 264\" xmlns=\"http://www.w3.org/2000/svg\"><path fill=\"white\" fill-rule=\"evenodd\" d=\"M107 1V0H106ZM168 1L169 0H159L158 2L159 3H168ZM212 3H216L217 5H222L223 3H225L226 2V0H210ZM182 3H183V5L187 8V9H192L193 7H192V4H191V2L189 1V0H182ZM155 6V5H154ZM153 5H150L149 6V8H153L154 7ZM57 7H59V6H57ZM55 8H56V6H55ZM89 14H91L90 12H85V13H83V14H78V15H76L75 17H72V19H69V20H71V21H76L77 23H79L80 22V27L81 28H83V27H86L89 23H90V20H89ZM262 18V20H260V24H261V26H264V17L262 16L261 17ZM63 21H64V19H63ZM229 21H232V17H230V16H227V17H225L224 19H223V22H221V23H219L218 25H217V27H219V28H221V27H225V24H227ZM34 27V26H33ZM27 27H24V29H26ZM12 37H13V32L10 34ZM41 35V34H40ZM38 36V40L40 41V38H41V36ZM256 42V41H255ZM260 45V44H259ZM216 54H217V52H214V54H213V58H212V62L210 63L211 64V66H224V67H227V68H230L231 67V69H237V70H241V69H243V67H242V65L240 64V67L238 66V64H239V61H241L242 60V56H246V55H243V54H241V53H236V54H229V56L228 57H226L228 60V64L227 65H225L224 63H222V59L224 58L223 57V55L222 54H219L218 53V57H217V59L218 60H214L215 59V57H216ZM22 57V56H21ZM16 57V58H12V59H9V61H11V62H14V63H17L18 62V66L16 67V66H14V68L13 67H11V69H12V71H14V73L15 74H19V75H23V76H26L27 78H30L31 77V79H32V82H34V83H36L37 82V79L35 78V77H33V75H34V73H35V71H36V65H35V63H34V61H31V62H29V60H27V59H25L24 57ZM22 59V62L20 63V60ZM17 60V61H16ZM10 62V63H11ZM11 74H13V73H11ZM159 92H160V89H154L153 90V93H154V99L152 100V102H150V103H152V107H151V109L152 110H154L155 109V107H156V104H159V102H160V98L161 97H159ZM1 93V92H0ZM2 93H5V91H2ZM172 94V93H171ZM155 96H157L156 98H155ZM167 98H166V100H165V102L167 101V104L169 105V106H167L169 109H171V110H173V111H175L176 113H180V116L182 117V116H185V112L183 111V101H182V99H179L178 97H176V98H174L172 95L171 96H166ZM172 97V98H171ZM177 103H180L181 104V106H177ZM150 105V104H149ZM148 105V106H149ZM160 106V108L159 109H161L162 108V105H159ZM4 111V110H3ZM144 115V114H143ZM11 120H13V121H15V117H11ZM129 123H131V121L129 122ZM189 140H190V138H188L187 136L186 137H182L181 138V141H180V146L182 147V148H184L186 151H188L189 150ZM9 151H5V154H4V151L2 152V156L1 157H7L8 158V161H9V163L10 164H15V165H17L18 164V155H17V152L15 151V150H12L11 151V153H8ZM0 157V158H1ZM153 166V165H152ZM148 174H150V173H148ZM11 174H10V172H1L0 173V187H3L4 186V184L5 183H8V181H9V179L11 178ZM148 176V175H147ZM150 177L148 176V179H149ZM150 180V179H149ZM49 181H53L51 184H53L54 186H59V187H63V186H65L66 185V183H64V182H62L61 180H59V179H50L49 178ZM144 184H146V181H144ZM51 196H54V198H50ZM45 197H48L47 198V202L49 201V202H51V201H53V199H55V198H57L56 196H55V194H53L52 192H50V191H48V194H46L45 195ZM61 197H65V195L64 196H61ZM61 197H58V199L59 198H61ZM45 201V202H46ZM47 202L46 203H44L43 202V207H47L48 209H49V211H52L53 209L52 208H50L49 207V204H47ZM60 204V203H59ZM258 207H256L255 208V205H251V204H247V205H245V212L246 213H248L247 211L249 210V211H262V213H264V207L263 206H260V205H257ZM54 207V206H53ZM38 208V207H37ZM40 208V207H39ZM146 212L147 211H145V214H146ZM71 218V217H70ZM69 218V219H70ZM73 222H74V220H72ZM75 224H77V221H75ZM111 260V259H110ZM104 264H108L107 262H105ZM244 264H254V262L253 261H249V262H247V263H244Z\"/></svg>", "mask_w": 264, "mask_h": 264}]
</instances>
